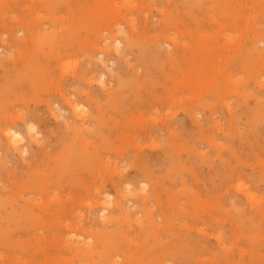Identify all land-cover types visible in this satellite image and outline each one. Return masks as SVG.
I'll return each instance as SVG.
<instances>
[{
    "label": "rangeland",
    "instance_id": "obj_1",
    "mask_svg": "<svg viewBox=\"0 0 264 264\" xmlns=\"http://www.w3.org/2000/svg\"><path fill=\"white\" fill-rule=\"evenodd\" d=\"M5 263L264 264V0H0Z\"/></svg>",
    "mask_w": 264,
    "mask_h": 264
},
{
    "label": "bare ground",
    "instance_id": "obj_2",
    "mask_svg": "<svg viewBox=\"0 0 264 264\" xmlns=\"http://www.w3.org/2000/svg\"><path fill=\"white\" fill-rule=\"evenodd\" d=\"M153 31V30H152ZM105 33V32H104ZM125 34V33H124ZM120 41V40H119ZM117 42V41H116ZM186 43V42H185ZM108 44V43H107ZM167 44V43H166ZM115 45H116V43H115ZM240 45V44H239ZM109 46V45H108ZM186 46V45H185ZM237 48V47H236ZM171 51V50H170ZM169 54V53H168ZM111 55V54H110ZM259 55H260V53H259ZM102 54H98V58L99 59H102ZM119 59V58H118ZM129 59V58H128ZM96 61V60H95ZM94 61V62H95ZM111 61V60H110ZM98 62V61H97ZM96 63V62H95ZM109 63V62H108ZM114 63V62H113ZM98 64V63H97ZM208 64V63H207ZM67 65H69V63H67ZM102 66V65H101ZM112 66V65H111ZM111 66H109V67H111ZM89 67V66H88ZM105 67V66H104ZM103 67V68H104ZM233 70V69H232ZM102 72V71H101ZM95 73V72H94ZM101 77L103 78V76H102V74H101ZM74 80V79H73ZM89 80V79H88ZM100 80V79H99ZM239 80H241V79H239ZM97 82V81H96ZM101 82H103L104 83V80L103 79H101ZM109 82V81H108ZM112 84V83H111ZM106 91V90H105ZM260 92V91H259ZM261 94V93H260ZM262 95V94H261ZM75 97V96H74ZM180 98V97H179ZM73 99V98H72ZM114 101V100H113ZM77 102V101H76ZM136 103V102H135ZM183 103V102H182ZM74 104H76V103H74ZM78 105V104H77ZM230 105V104H229ZM60 107V106H59ZM78 108V109H80L81 108V105L79 106L78 105V107L77 106H75L74 105V108ZM85 107V106H84ZM101 107V106H100ZM56 108H57V106H56ZM70 108V107H69ZM157 108V107H156ZM155 108V109H156ZM53 109H54V107H53ZM55 111H56V109H55ZM62 111H64V109L62 110ZM67 111V110H66ZM58 112V111H57ZM68 112V111H67ZM101 112V111H100ZM66 113V112H65ZM197 113H198V111H197ZM197 113H196V115H197ZM58 114V113H57ZM90 114V113H89ZM94 114V113H93ZM200 114V113H199ZM88 114H79L78 112H76V111H74V113H73V115L72 116H74V118H76V117H78V120H83V121H85L87 118H88V116H87ZM101 115H99V117H100ZM65 118V117H64ZM67 118V117H66ZM65 118V119H66ZM70 118V117H69ZM69 118L67 119V121L69 120ZM71 119V118H70ZM71 120H73V119H71ZM70 120V121H71ZM76 120H77V118H76ZM78 120L77 121H75L74 120V122H72V123H74V125L78 122ZM66 121V120H65ZM64 121V122H65ZM83 121H81V122H83ZM88 121V120H87ZM90 121V120H89ZM31 122V121H30ZM86 122V121H85ZM206 122V121H205ZM65 123H68V122H65ZM79 123V122H78ZM31 124V123H30ZM83 124H84V122H83ZM92 124V123H91ZM171 124V123H170ZM170 124H165V125H163L164 127H165V129H167V128H169V126H170ZM29 125V124H28ZM35 125V124H34ZM81 125V124H80ZM206 125V124H205ZM220 125H222V124H220ZM76 126V125H75ZM34 126L33 125H31L30 126V131H33L34 130ZM172 128V127H171ZM178 128V127H177ZM74 129V128H73ZM76 129V128H75ZM74 129V130H75ZM4 135H5V137L7 138V141H9V148L11 149V150H13V151H18V149H20L19 148V143H20V139H22L23 138V136L21 135V133H19V132H16V131H13V130H11V129H6V130H4V133H3ZM155 134V133H154ZM139 140V139H138ZM135 146H136V144H135ZM212 154V153H211ZM151 155V154H150ZM192 159V158H191ZM119 161V160H118ZM115 162V161H114ZM35 167V166H34ZM29 168V167H28ZM150 168V167H149ZM42 170V169H41ZM37 173V172H36ZM79 178H77V180H78ZM5 184H7V183H5ZM226 184V183H225ZM224 184V185H225ZM142 185H145V183L144 184H142ZM87 187V186H86ZM85 187V188H86ZM141 188V187H140ZM74 189V188H73ZM78 189V188H77ZM244 189V188H243ZM86 190V189H85ZM125 190V189H124ZM145 190V189H144ZM204 190V189H203ZM126 191V190H125ZM202 191V190H201ZM105 211V210H104ZM159 212V211H158ZM150 213V212H149ZM149 222V221H148ZM196 226V225H195ZM149 235V234H148ZM79 236V235H78ZM156 237V236H155ZM145 239V238H144ZM41 241V240H40ZM76 241H77V239H76ZM146 241V240H145ZM166 241V240H165ZM202 242V241H201ZM206 242V241H205ZM158 244V243H157ZM193 244H195V243H193ZM192 246V245H191ZM195 246V245H194ZM199 246V245H198ZM97 248V247H96ZM86 249V248H85ZM165 250V249H164ZM176 250V249H175ZM226 250V249H225ZM170 253L172 252V251H169ZM165 253V252H164ZM167 253V252H166ZM214 253V252H213ZM215 254V253H214ZM213 255V254H212ZM65 256V255H64ZM215 256H217V255H215ZM227 256V255H226ZM19 257V256H18ZM89 257V256H88ZM195 257H197V256H195ZM229 257V256H228ZM211 258H213V257H211ZM215 258V257H214ZM197 259V258H196ZM227 260V259H226ZM156 261H159L158 259L156 260ZM160 261H161V259H160ZM68 262V261H67ZM206 262V261H205ZM6 264V263H5ZM82 264V263H81ZM146 264V263H145ZM202 264V263H201ZM227 264V263H226ZM229 264V263H228Z\"/></svg>",
    "mask_w": 264,
    "mask_h": 264
}]
</instances>
